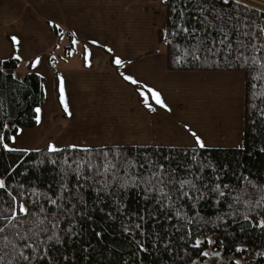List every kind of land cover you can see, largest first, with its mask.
<instances>
[{
  "label": "trees",
  "instance_id": "trees-1",
  "mask_svg": "<svg viewBox=\"0 0 264 264\" xmlns=\"http://www.w3.org/2000/svg\"><path fill=\"white\" fill-rule=\"evenodd\" d=\"M151 1L167 11L157 38L168 70L244 73L243 146L10 149L37 125L44 79L19 76L15 55L0 59V264H209V251L264 264V11ZM49 26L75 53L73 33Z\"/></svg>",
  "mask_w": 264,
  "mask_h": 264
},
{
  "label": "crops",
  "instance_id": "crops-1",
  "mask_svg": "<svg viewBox=\"0 0 264 264\" xmlns=\"http://www.w3.org/2000/svg\"><path fill=\"white\" fill-rule=\"evenodd\" d=\"M166 19L165 7L151 0H0V59L19 58L18 75L38 74L45 93L37 125L20 128L8 148H191L200 147L198 139L204 147L241 148L244 73L168 70L157 38ZM51 23L73 33L75 53L65 56L70 41L59 40ZM49 53L66 116L55 98Z\"/></svg>",
  "mask_w": 264,
  "mask_h": 264
},
{
  "label": "rangeland",
  "instance_id": "rangeland-1",
  "mask_svg": "<svg viewBox=\"0 0 264 264\" xmlns=\"http://www.w3.org/2000/svg\"><path fill=\"white\" fill-rule=\"evenodd\" d=\"M250 1H254V2H257L259 4H263L264 5V1H261V0H250ZM67 42H68V40H65L64 44L66 45ZM68 43H67V45H69ZM59 65L61 66L62 62H59ZM235 72H237V71H235ZM237 105L240 107L241 110L243 109V99L241 97H239V96H238V100H237ZM61 112H62V110H61ZM63 116H66V115H63ZM65 123H67V122H65ZM207 255H208L209 258H211V260H209V264H214V262L215 263L217 262L219 264H230V262H226V261H222L221 263L218 262V258L215 256L216 253L214 251L207 252ZM223 258H225V257H223ZM212 259L214 260V262H213Z\"/></svg>",
  "mask_w": 264,
  "mask_h": 264
},
{
  "label": "snow or ice",
  "instance_id": "snow-or-ice-1",
  "mask_svg": "<svg viewBox=\"0 0 264 264\" xmlns=\"http://www.w3.org/2000/svg\"><path fill=\"white\" fill-rule=\"evenodd\" d=\"M17 43H18V41H17ZM38 62H39V61H37V63H38ZM115 63H116L117 65H120V64L122 63V61L119 60V59H117V60L115 61ZM125 79H129V77H125ZM132 82H133V83H136V81H132ZM61 92L63 93V82H61ZM152 94H153V97L155 98V100H156V102H157L158 104H160V105L163 106V107H166V105H164V103H163V101H162V99H161L159 93L153 92ZM65 110L67 111V104H65ZM198 143H199L200 147H202V148L204 147V144H203L201 141H199V139H198ZM52 150L55 151L54 148H53ZM3 187H4L3 182H0V188H3ZM21 211H25V210H24V209H21ZM0 231H2V229H0Z\"/></svg>",
  "mask_w": 264,
  "mask_h": 264
},
{
  "label": "built area",
  "instance_id": "built-area-1",
  "mask_svg": "<svg viewBox=\"0 0 264 264\" xmlns=\"http://www.w3.org/2000/svg\"><path fill=\"white\" fill-rule=\"evenodd\" d=\"M234 1L264 11L263 4H259L257 2L250 1V0H234ZM261 1H264V0H261Z\"/></svg>",
  "mask_w": 264,
  "mask_h": 264
},
{
  "label": "water",
  "instance_id": "water-1",
  "mask_svg": "<svg viewBox=\"0 0 264 264\" xmlns=\"http://www.w3.org/2000/svg\"><path fill=\"white\" fill-rule=\"evenodd\" d=\"M217 257L222 258V260H223V261H226V262H230V261L232 260V258H233V257H231V256H228V257H226V258H223V257H221L220 254H218Z\"/></svg>",
  "mask_w": 264,
  "mask_h": 264
}]
</instances>
